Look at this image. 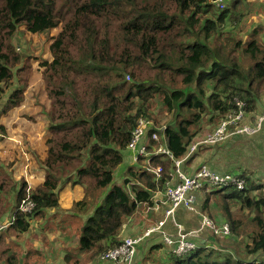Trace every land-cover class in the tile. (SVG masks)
<instances>
[{
  "label": "trees",
  "instance_id": "obj_1",
  "mask_svg": "<svg viewBox=\"0 0 264 264\" xmlns=\"http://www.w3.org/2000/svg\"><path fill=\"white\" fill-rule=\"evenodd\" d=\"M247 1L230 0L218 8L208 0H0V96L4 86L14 81L13 68L21 62V55L8 42L16 29L57 30L50 38V57L38 62L49 100L43 104L46 136L42 154L38 153L40 163L36 162L43 180L29 193L23 178H10L0 171V219L14 194L16 200L12 223L0 231V264L17 262L7 230L20 235L27 232L35 215L58 205L61 185H78L94 200L79 247L91 262H98L105 251L120 243L116 235L124 219L139 204H151L153 191L163 189L172 178L173 159L184 158L205 132L204 115L216 114L220 122L236 109L235 99L250 112L255 108L264 90V44L254 37L256 30L246 41L232 43L224 37L217 44L223 35L219 24L243 16ZM236 49L248 56L247 68L233 54ZM155 102L160 105L156 114ZM8 103L14 102L10 98ZM163 112L165 118H160ZM139 118L155 123L166 120L164 128L151 130L149 137L152 131L163 136L173 158L154 153L158 142L151 139L146 146L148 164V156H138L118 184L113 170L122 162ZM212 145L199 144L185 162ZM158 166V173L151 170ZM237 177L244 180L241 188L234 183L202 187L200 191L206 194L202 210L222 212L231 232L240 235L242 222L228 203L241 201L254 209L250 221L257 231L247 242L246 253L264 252V186L244 174ZM262 187L258 197L250 195ZM211 196L222 204H210V199L208 204ZM24 198L35 202L30 213L19 209ZM76 203L83 205L81 200ZM169 256L170 264H261L256 259L222 256L202 242L188 253L172 251Z\"/></svg>",
  "mask_w": 264,
  "mask_h": 264
},
{
  "label": "rangeland",
  "instance_id": "obj_2",
  "mask_svg": "<svg viewBox=\"0 0 264 264\" xmlns=\"http://www.w3.org/2000/svg\"><path fill=\"white\" fill-rule=\"evenodd\" d=\"M222 2L226 6L230 0H222ZM247 2L243 16L238 14L232 20L226 19L223 24H219L220 33L223 34L217 35V37L219 36L217 40L219 46L220 42L223 43L224 37H229L232 43L236 39L246 41L252 36L254 30H256L254 35L256 40L264 44V0H248ZM243 5L242 2L239 11L242 10ZM207 14L211 15L212 13ZM56 32V29L29 32L24 26H21L8 39L9 44L21 55V62L13 68L14 81H10L4 86L3 96H0V171L6 172L10 178H23L27 184L26 192L29 193L34 184L43 180V170L36 162H39L38 153L42 154V140L46 136V130L43 131L45 112L43 104L49 102L42 80V69L38 62L50 57V38ZM221 46L223 45L221 44ZM233 54L240 60L239 63L243 67H248L250 60L248 56L242 54L241 49H236ZM15 90L16 95L13 94ZM10 98L14 102L13 104L8 103ZM263 100L264 90L261 92L258 102L255 103V108L251 111L254 115L264 110V103H261V106L257 108L259 101L264 102ZM153 105V113L156 114L160 105L157 102ZM159 117L165 118V112ZM219 118L216 114L204 115L201 124L205 132L197 139L201 140L212 132L218 124ZM149 120L153 121L151 118ZM165 121L160 120L156 123L153 121V123L156 127L161 128L165 125ZM245 145L244 141L241 142L242 153L244 150L247 152ZM231 154H227L226 157L231 156ZM240 157L244 158L245 155L241 154ZM131 164H133L132 154L126 148L123 151L122 162L113 170L114 182L121 183L126 168ZM230 172L233 175L240 174L238 169H233ZM252 182L264 186V182L260 179H254ZM111 186L106 187L104 193H108ZM18 189L19 184L17 185ZM262 190L263 187L252 190L250 195L258 197ZM57 192L59 196L58 205L55 208L46 209L47 211H44L43 214L35 215L27 232L20 235L15 234L11 229L7 230L8 245L11 253L16 256V264H75L76 256L81 258V264H91V261L80 251L79 239L83 224L88 214L92 212L94 200L88 193L85 194L83 188L78 187V185H61ZM204 196L206 194L202 191L197 192L195 205L198 212L192 214L191 221H194V224H187V228L200 221V213H204L217 221H227L222 216V212L220 213L214 208H211V212L202 210L201 203ZM9 199L11 198L9 197ZM209 199L210 204L217 201L220 205L222 204L213 196L208 197V204ZM78 200H81L83 205L77 204L76 201ZM15 201L14 194L8 212L0 219V222L6 216L7 219L10 218ZM229 204L230 209H233V214L242 222L240 226L242 231L240 235L231 232L229 238H216L219 245L213 250L219 251L222 256L230 254L244 259H256L259 262L260 258L256 257L255 254L246 253V244L257 231L256 224L250 221V218L255 215V210L245 206L241 201ZM262 216H264V206H262ZM7 227L0 229V231L6 230ZM12 237L14 238L12 239ZM65 256L68 257V261L64 258ZM260 263L263 264L262 261Z\"/></svg>",
  "mask_w": 264,
  "mask_h": 264
},
{
  "label": "built area",
  "instance_id": "obj_3",
  "mask_svg": "<svg viewBox=\"0 0 264 264\" xmlns=\"http://www.w3.org/2000/svg\"><path fill=\"white\" fill-rule=\"evenodd\" d=\"M208 2L214 4L218 8L224 7L222 0H208ZM235 106L236 109L229 112L212 132L201 140L191 144L184 158L173 159L175 169L172 178L165 182L163 189H155L151 197V202L156 200L157 202L167 205L165 209V218L147 227L140 235L123 237L119 244L105 251L100 256L101 260H110L116 264H133L137 251V244L155 231H158L162 235L165 244L170 245L173 253L176 254L188 253L196 248L204 232H208L215 238H228L231 235V228L227 221L214 220L204 213H200L199 225L195 228L184 230L180 225L176 224L177 232L174 236L168 234L162 226L165 219L173 214L176 208L183 207L189 212L197 213L198 210L195 205L196 194L202 187L213 186L215 188H221L228 183H234L238 188H241L244 185V180L238 178L237 175H233L230 172L219 173L211 169L205 163L200 164L192 173H187L181 168L185 158L201 143L210 145L218 144L226 140L229 136L236 134L252 135L264 127V110L254 115L246 109L244 102L237 99H235ZM253 116L254 120L252 121ZM155 128L161 131L164 126L158 128L153 121L145 118H139L137 120L132 130L131 139L126 147L131 151L133 164L137 163V158L140 155L148 156L146 162V164H148L150 154L146 146L151 139L158 142V145L153 150L154 153H166L173 158L170 151L163 144V136H160L156 131H152L149 137V132ZM146 169L150 170L147 167ZM151 170L158 173L161 168L158 166ZM158 193H161V197L155 199ZM34 207L35 202L29 198L22 199L19 205V209L25 213H30ZM12 221V215L9 219H4L0 222V229L8 226ZM201 242L204 243L207 248L213 247L211 240L208 238H203ZM262 263L264 264V260Z\"/></svg>",
  "mask_w": 264,
  "mask_h": 264
},
{
  "label": "crops",
  "instance_id": "obj_4",
  "mask_svg": "<svg viewBox=\"0 0 264 264\" xmlns=\"http://www.w3.org/2000/svg\"><path fill=\"white\" fill-rule=\"evenodd\" d=\"M261 103L264 102L259 101L257 108L261 106ZM253 120L254 116L252 117V121ZM243 141L246 143L245 148L248 153L245 150L243 153L241 152V142ZM230 153H232L231 156L226 157V155ZM241 154H244L245 157L241 158ZM201 163H206L219 173L230 172L233 169H238L240 174L246 175V177L250 178V180L260 179L264 182V127L255 134L232 135L219 144L203 148L193 158L187 160L186 162L184 160L181 168L187 173H192ZM159 197H161V193H158L155 199ZM166 207V204L157 202L156 200H154L151 204H139L135 212L124 219L116 238L120 240L126 236H137L142 234L147 227L165 218ZM192 214L194 213L189 212L183 207L176 208L173 214L169 215L165 219L162 228L165 229L168 234L173 236L177 232L176 224L180 225L184 230L195 228L199 225V222L196 225L187 228V224H194V221H191ZM185 216H187V218H185ZM13 238L14 237H12V239ZM203 238L211 240L213 244L211 249H216L218 247L219 243L216 242L217 239L211 236L208 232L202 233L200 242ZM81 252L89 260L88 255L83 251ZM170 252H172V247L165 244L162 239V235L158 231H155L149 236L143 238L137 244V251L133 264H170ZM255 256L260 258L263 262L264 252H259L255 254ZM64 258L68 261V257L65 256ZM80 259L81 258L79 256H76L74 259L75 264H81ZM90 263L116 264L113 261L101 259H99L98 262Z\"/></svg>",
  "mask_w": 264,
  "mask_h": 264
}]
</instances>
